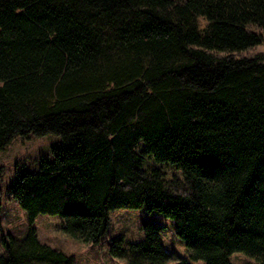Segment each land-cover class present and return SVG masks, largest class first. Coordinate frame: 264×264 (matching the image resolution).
Wrapping results in <instances>:
<instances>
[{"label": "trees", "instance_id": "16d2710c", "mask_svg": "<svg viewBox=\"0 0 264 264\" xmlns=\"http://www.w3.org/2000/svg\"><path fill=\"white\" fill-rule=\"evenodd\" d=\"M254 28L264 0H0V149L60 138L7 189L31 228L2 233L0 264H73L39 241L40 214L99 244L110 211L139 208L172 220L190 260L264 264V51L240 55L262 42ZM141 227L110 255L171 261L163 227Z\"/></svg>", "mask_w": 264, "mask_h": 264}, {"label": "rangeland", "instance_id": "374dc122", "mask_svg": "<svg viewBox=\"0 0 264 264\" xmlns=\"http://www.w3.org/2000/svg\"><path fill=\"white\" fill-rule=\"evenodd\" d=\"M201 26L207 24L199 17ZM262 35V42L251 47L240 55H255L264 51V29L254 28ZM59 136L47 134L44 136L15 135L12 140L0 149V240L2 233L15 239H23L29 233V224L26 211L15 201L8 197L7 189L18 171L22 169L36 170L37 160L40 157L51 158V146L59 141ZM152 158V157H151ZM156 167L164 171L167 177H180V172L172 166L156 162L151 159ZM151 160L146 159L145 164L153 167ZM110 225L99 244L83 243L72 239L61 229V217L58 215L40 214L35 219L32 227L35 228L40 242L73 257V264H127L125 260L110 255L108 247L110 239L122 235L128 242L140 241L145 232L141 225L144 220L163 227L162 244L173 254L167 264H204L202 261L190 260L186 256L183 241L173 231V222L157 212H147L139 209H115L110 211ZM4 249L0 245V254ZM232 264H256V262L241 254L236 253L230 257Z\"/></svg>", "mask_w": 264, "mask_h": 264}]
</instances>
